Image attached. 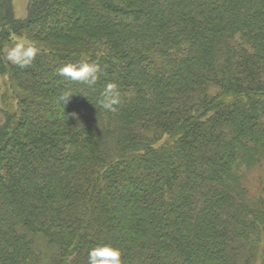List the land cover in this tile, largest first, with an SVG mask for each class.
<instances>
[{"label": "trees", "instance_id": "trees-1", "mask_svg": "<svg viewBox=\"0 0 264 264\" xmlns=\"http://www.w3.org/2000/svg\"><path fill=\"white\" fill-rule=\"evenodd\" d=\"M0 0V264H264V0ZM33 65L6 59L16 40ZM101 67L91 87L57 74ZM118 84L117 113L96 104ZM71 91L68 103L58 97ZM73 113L76 115L74 116Z\"/></svg>", "mask_w": 264, "mask_h": 264}, {"label": "clouds", "instance_id": "clouds-1", "mask_svg": "<svg viewBox=\"0 0 264 264\" xmlns=\"http://www.w3.org/2000/svg\"><path fill=\"white\" fill-rule=\"evenodd\" d=\"M40 49L34 43L26 40H16L12 46L6 50V59L12 65L27 69L33 65ZM101 67L99 63L92 61L68 62L57 69V74L67 78L72 82L86 84L89 87L95 85L100 77ZM71 91L62 93L57 102L64 106L68 103ZM99 108L117 113L121 104V91L118 84L114 81L106 83L100 92L96 105ZM97 107V106H96ZM75 116L76 114L73 113ZM121 249L111 243H99L92 247L88 252V264H123Z\"/></svg>", "mask_w": 264, "mask_h": 264}, {"label": "rangeland", "instance_id": "rangeland-1", "mask_svg": "<svg viewBox=\"0 0 264 264\" xmlns=\"http://www.w3.org/2000/svg\"><path fill=\"white\" fill-rule=\"evenodd\" d=\"M27 2L28 0H13V10L16 17H25ZM5 81L6 77L0 75V95L4 91ZM243 178L245 180V186L249 189L250 193L254 194L255 192H259V187L261 188L260 191L263 192L261 183L264 182V165H254V167L245 171Z\"/></svg>", "mask_w": 264, "mask_h": 264}]
</instances>
